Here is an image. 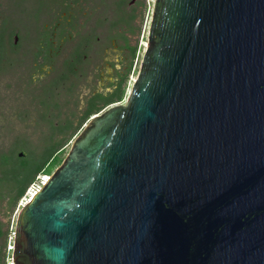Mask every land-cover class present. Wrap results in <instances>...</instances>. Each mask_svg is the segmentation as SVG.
I'll return each instance as SVG.
<instances>
[{
	"label": "water",
	"instance_id": "obj_1",
	"mask_svg": "<svg viewBox=\"0 0 264 264\" xmlns=\"http://www.w3.org/2000/svg\"><path fill=\"white\" fill-rule=\"evenodd\" d=\"M11 251L12 264H264V0H154L126 100L87 121L22 205Z\"/></svg>",
	"mask_w": 264,
	"mask_h": 264
},
{
	"label": "rangeland",
	"instance_id": "obj_2",
	"mask_svg": "<svg viewBox=\"0 0 264 264\" xmlns=\"http://www.w3.org/2000/svg\"><path fill=\"white\" fill-rule=\"evenodd\" d=\"M115 1L116 0H101V2L99 0H64L63 5L59 3L56 4V1V5H53L51 11L47 12L45 15H40L41 18L38 20L39 13H37L36 1L26 0L25 12L19 13L18 17L14 14L16 18L11 16L12 21L16 23L11 27V30H13V32H19L21 39L35 36V27L28 21L32 19L33 24H35V20L37 19L38 32L44 29L49 30L53 39V50L51 52L55 53H49L47 55L48 49L41 46V53L36 60L32 57L33 54H31L30 58L26 55L18 59L22 60L27 58L25 63H21V65H24H22L23 67H19L17 72L21 78H19L20 85L24 87L29 84L31 88H35L31 90L26 86L25 93L28 97L25 104L27 105L21 113V115L25 116L24 119L21 118V115H18L19 111L14 108L15 102L13 103L11 100L15 95L22 99L26 94L24 95L22 91H14L15 84L6 86L5 83H14L15 80L9 78L11 76L0 78V113L2 114V120L0 122V142L5 146V149H7L9 145H13L14 140L18 138L19 141L14 148L17 157L14 155L11 163L19 162L18 156L21 157L22 155L26 157L27 161L31 160V158H33L30 152L31 149H35V144L46 138L50 131L51 123L53 125H64L66 119H72L74 125L78 122V119H80L85 109L89 94L95 90H103L107 81L113 77L115 70L122 71L128 67L132 56L131 49L126 47V45H128L131 48H135V53L130 72L127 75L125 96L121 102L126 100L131 90L132 83L137 76L147 44L148 29L154 0H126V3L123 5L124 20H118L117 18ZM17 5H20V0H18V2L15 1L12 7V11L13 13L15 12L16 15L19 10ZM132 5L135 9V15L126 21V17L129 18ZM58 21L61 22V26H63L65 31L62 35L60 34L61 28L54 27L55 23ZM13 35L11 37L12 41L14 38ZM65 37L68 38L64 41ZM83 37H88L90 43L83 44L82 46L81 52L86 54V61L83 67H80L78 64H73L72 59L75 55L72 53L77 43H79ZM24 49L25 47L21 48V54H24L22 53ZM31 51L36 52L37 48L32 47ZM49 60L52 61L51 64ZM34 61L37 63L36 69L34 67ZM65 63L73 66V72L66 80H62L59 87L55 90L53 104L47 114V118L50 121L49 123L42 115L48 108L43 111V109H41L42 107H40L41 110H39L40 104L35 100V93L38 92L40 86L45 85L46 82H50L58 73H61ZM15 78L17 79V77ZM70 88L71 91H69ZM49 92V89H42V91L39 92L40 95L43 94L45 99L44 102H46V94ZM41 99H43V97ZM16 102L18 104L19 99ZM39 111L41 112L40 116L42 120L46 119L45 121L40 119ZM90 118L91 117L84 120L81 123L79 131L71 135L72 138L70 137L71 139L69 138L66 141V144L59 152L62 159L67 154L71 141L78 135ZM20 154L22 155L20 156ZM51 167V165H48L44 172L49 173ZM2 187L3 184L0 181V191ZM28 197L29 196L23 198L27 199ZM24 200H21L17 204L10 215L9 212L7 213L4 210L7 200H0V221L3 223L2 228L11 233L10 236L9 233L6 234L7 256H11L12 254V248L9 243L11 242V246L13 247L16 220L23 205L22 202H25ZM7 264L12 263L9 261Z\"/></svg>",
	"mask_w": 264,
	"mask_h": 264
},
{
	"label": "trees",
	"instance_id": "obj_3",
	"mask_svg": "<svg viewBox=\"0 0 264 264\" xmlns=\"http://www.w3.org/2000/svg\"><path fill=\"white\" fill-rule=\"evenodd\" d=\"M15 1L18 2V0H0V78L11 76L9 78L14 79L15 81L14 83H5L6 86L9 85L11 86L15 84L14 91H22L25 95L26 86H28L31 90L32 89L34 90L35 88L33 87L31 88L29 84L25 85L24 87L20 85L19 80L21 78L19 77L17 72L19 67H23L22 65L24 64L21 65V63L22 62L25 63L27 58L18 60L19 57H25L27 55V57L30 58L31 54H33L32 57L34 58V60H36L41 53V46L48 49V52L46 53L47 55L49 53L51 54H55V53L51 52L53 50V46H52L53 39L48 29H44L41 32H38V30L35 29L34 32L35 36H31L30 38H24V39L19 38L16 44L13 43L11 37L14 33L18 34V32H13V30H11V27L14 26L15 24V22L12 21L11 16H14L15 14V16L18 17L19 13L25 12L26 9L25 8L26 0L24 1L20 0V5L19 6L17 5L18 6L17 8L19 9L17 15L15 12L13 13L12 7L14 6ZM35 1H36L37 13H39L38 18L36 17L38 20L41 18L40 15L43 14V11L48 10L50 2H54V5L58 3L63 5L64 3V0H35ZM99 1L101 2V0ZM124 3H126V0L115 1V8H116L118 20H123L125 18V15L123 13ZM130 17H132V15ZM63 33H65V31L64 29H61L60 34L62 35ZM67 38L68 37H65L64 41ZM88 40H89L88 37H83V39L79 41V43H77V45L75 46V49L72 54L75 55L76 62H80L81 56L83 54L81 52L82 46L83 44L89 42ZM22 47H25L24 51H22V53L24 54H21L20 51ZM30 47L31 49L32 47L37 48V51L32 52ZM131 51H132V56L128 67H126L122 71L115 70L113 77L107 81V84L103 88V90L95 91V93L88 99L85 109L80 119L75 125H73L72 120L70 122H65L64 125L62 124L53 125L51 123L50 131L46 136V138L43 141L35 144L36 145L35 149L33 150L31 149L30 152L31 155H33V158H31V160L27 161L26 157L22 155L21 157L18 156L19 162L11 163V160L15 155L14 148L17 145V143H19L18 138L14 140L13 145H9L8 146L9 148L7 147V149H5V146L0 142V181L3 184V187L1 188L0 191V200H5V199L7 200V204L4 208L5 212L7 213L9 212V215L12 213L13 209L17 206V204L21 200H23L22 198L25 196L27 188L36 181L38 175L45 174L49 176L50 173H52L53 170L62 162L63 159L59 154L60 150H62V147L66 144V141L71 137V135L79 131V129L81 128V123L84 120H87L89 117L100 112L106 106L117 102H121L124 99L126 92V85H127V75L130 72L132 66V60L134 57L135 48H132ZM49 61H50L49 63L51 64L52 61L51 60ZM36 65L37 63H35L34 65L35 69H36ZM72 72H73L72 66L65 63L61 73H58L56 77H54V79L51 80L50 82L48 83L46 82L45 85L40 86L38 92L35 93L36 94L35 100H37L38 104H40L39 110L43 109L44 111V109L48 108L46 109V111L42 113V115L47 120H48L47 114L50 110V107L53 104L52 102L55 96L56 88L59 87L60 82L62 80H66ZM15 77H17V79ZM42 89L43 90L49 89L50 91L49 93L46 94L47 95L46 102H44L45 99L43 94L42 95L39 94V92H41ZM69 91H71V88L69 89ZM27 97L28 96L26 94L24 98L20 99L19 96L15 95V97H13L14 100L13 99L11 100L13 101V103L15 102L14 108L17 111H19L18 115H21L22 111L27 105L25 104ZM42 97L43 99H41ZM18 99L19 102L17 104L16 101ZM40 107L42 108L40 109ZM40 113L41 112L39 111V116ZM24 117H25L24 115H21V118L24 119ZM40 119L42 120L41 116ZM46 119L42 121H45ZM1 120H2V114L0 113V122ZM15 157L17 156L15 155ZM48 165H51L52 167L50 168L49 173H46L44 171ZM2 226L3 223L0 221V240H1L0 264H7L9 261L12 263L11 256L6 255V244H7L6 234H8L9 232L7 230H3ZM10 235L11 233H9V236ZM9 245L10 247H12L11 242L9 243Z\"/></svg>",
	"mask_w": 264,
	"mask_h": 264
},
{
	"label": "flooded vegetation",
	"instance_id": "obj_4",
	"mask_svg": "<svg viewBox=\"0 0 264 264\" xmlns=\"http://www.w3.org/2000/svg\"><path fill=\"white\" fill-rule=\"evenodd\" d=\"M53 5H54V2H50L49 3V8H48V10H45V11H43V14L42 15H45L47 12H50L51 11V9H52V7H53ZM131 11H130V14L132 15V17H134V13H135V9H134V6L132 5L131 6ZM65 14H66V12H65ZM129 14V18L131 19L132 17H130L131 15ZM129 18H127L126 17V21H128V19ZM66 19H67V17H66ZM125 19V18H124ZM123 19V20H124ZM28 22H31L32 23V26L33 27H35V29L37 30V25H38V20H35V24H33V20L32 19H30ZM16 24V23H15ZM62 24H61V22H57V23H55V25H54V27L56 28V27H59V28H61V29H63V26H61ZM123 35V34H122ZM15 36L17 37V41L16 42H14V38H15ZM13 43L14 44H16L17 42H18V40H19V38H20V35H19V32H18V34H14L13 35ZM123 39H124V41L126 40L125 39V37L123 36ZM89 42H87L86 44H88V43H90V39L88 40ZM125 43H126V41H125ZM127 44V43H126ZM126 47L127 48H129V49H131L132 50V48L131 47H129L128 45H126ZM125 47V48H126ZM123 48V47H122ZM75 57L72 59L73 60V64H80V67H83V64H84V62L86 61L85 59H86V54H82V56H81V60H80V62H76L75 61ZM72 69H73V66H72ZM95 91H97V90H95ZM95 91H93L92 93H90L89 94V97L87 98V100H86V104H87V101H88V99L95 93ZM92 117V116H91ZM72 119H66L65 120V122H70ZM79 120V119H78ZM65 124V123H64ZM73 125H74V123H73ZM0 247H1V240H0Z\"/></svg>",
	"mask_w": 264,
	"mask_h": 264
},
{
	"label": "built area",
	"instance_id": "obj_5",
	"mask_svg": "<svg viewBox=\"0 0 264 264\" xmlns=\"http://www.w3.org/2000/svg\"><path fill=\"white\" fill-rule=\"evenodd\" d=\"M47 178H48V176L45 174L37 176L36 181L34 183H32L26 190L24 197H27V196H29V197L27 199L23 198V200L25 199L24 203H26L28 201V199L30 198V195H32V192H34L35 190H37L41 187V185L46 181ZM24 203L22 202V204H24Z\"/></svg>",
	"mask_w": 264,
	"mask_h": 264
},
{
	"label": "bare ground",
	"instance_id": "obj_6",
	"mask_svg": "<svg viewBox=\"0 0 264 264\" xmlns=\"http://www.w3.org/2000/svg\"><path fill=\"white\" fill-rule=\"evenodd\" d=\"M38 190V189H37ZM35 190L34 192H32V195H30L31 197L34 195V193L37 191ZM30 200V198L28 199V201Z\"/></svg>",
	"mask_w": 264,
	"mask_h": 264
}]
</instances>
